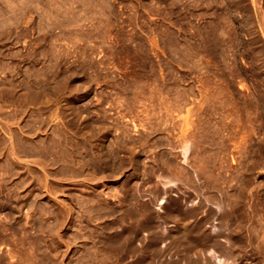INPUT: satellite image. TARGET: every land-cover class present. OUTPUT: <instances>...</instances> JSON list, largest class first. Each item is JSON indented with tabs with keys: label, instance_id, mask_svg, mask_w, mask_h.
I'll list each match as a JSON object with an SVG mask.
<instances>
[{
	"label": "rangeland",
	"instance_id": "obj_1",
	"mask_svg": "<svg viewBox=\"0 0 264 264\" xmlns=\"http://www.w3.org/2000/svg\"><path fill=\"white\" fill-rule=\"evenodd\" d=\"M217 258L264 264V0H0V264Z\"/></svg>",
	"mask_w": 264,
	"mask_h": 264
},
{
	"label": "bare ground",
	"instance_id": "obj_2",
	"mask_svg": "<svg viewBox=\"0 0 264 264\" xmlns=\"http://www.w3.org/2000/svg\"><path fill=\"white\" fill-rule=\"evenodd\" d=\"M162 197H163V196H162ZM166 231H167V230H166ZM163 233H165V232H163ZM212 255H213V254H212ZM212 255H211V256H212ZM223 256H224V255H223ZM216 261H217V263H220L222 260L219 259V258H217ZM221 264H222V262H221Z\"/></svg>",
	"mask_w": 264,
	"mask_h": 264
}]
</instances>
